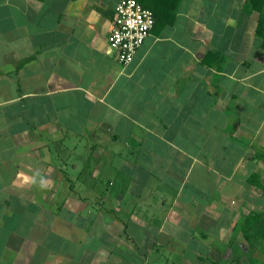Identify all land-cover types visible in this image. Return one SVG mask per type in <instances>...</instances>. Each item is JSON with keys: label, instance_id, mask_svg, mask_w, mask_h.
<instances>
[{"label": "crops", "instance_id": "0c3cea01", "mask_svg": "<svg viewBox=\"0 0 264 264\" xmlns=\"http://www.w3.org/2000/svg\"><path fill=\"white\" fill-rule=\"evenodd\" d=\"M118 1L0 0V264H264L259 13L181 0L123 64Z\"/></svg>", "mask_w": 264, "mask_h": 264}, {"label": "built area", "instance_id": "2783aa9c", "mask_svg": "<svg viewBox=\"0 0 264 264\" xmlns=\"http://www.w3.org/2000/svg\"><path fill=\"white\" fill-rule=\"evenodd\" d=\"M155 24L153 11L138 0H119L109 35V44L119 62H130Z\"/></svg>", "mask_w": 264, "mask_h": 264}, {"label": "trees", "instance_id": "16d2710c", "mask_svg": "<svg viewBox=\"0 0 264 264\" xmlns=\"http://www.w3.org/2000/svg\"><path fill=\"white\" fill-rule=\"evenodd\" d=\"M145 7L150 8L155 17V24H167L174 22L181 0H138ZM257 11L259 13L256 33L263 39L264 45V0H245L243 13H249L251 11ZM154 24V25H155ZM216 54L220 56L219 53L211 51L210 54ZM259 155L264 158V152H259Z\"/></svg>", "mask_w": 264, "mask_h": 264}, {"label": "clouds", "instance_id": "9594fccd", "mask_svg": "<svg viewBox=\"0 0 264 264\" xmlns=\"http://www.w3.org/2000/svg\"><path fill=\"white\" fill-rule=\"evenodd\" d=\"M25 181L27 182V178H25ZM44 186V183H43V181L41 182V187H43Z\"/></svg>", "mask_w": 264, "mask_h": 264}]
</instances>
